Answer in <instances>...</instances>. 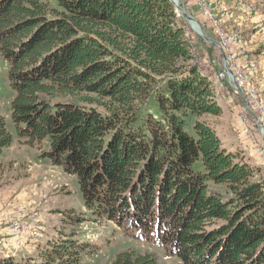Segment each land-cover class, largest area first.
I'll return each mask as SVG.
<instances>
[{
  "label": "trees",
  "instance_id": "obj_1",
  "mask_svg": "<svg viewBox=\"0 0 264 264\" xmlns=\"http://www.w3.org/2000/svg\"><path fill=\"white\" fill-rule=\"evenodd\" d=\"M187 27L171 0H0L11 116L126 232L181 264H264V178L206 118L223 108ZM12 141L0 103V155ZM39 249L0 264H84L87 245ZM110 264L161 263L128 248Z\"/></svg>",
  "mask_w": 264,
  "mask_h": 264
},
{
  "label": "rangeland",
  "instance_id": "obj_2",
  "mask_svg": "<svg viewBox=\"0 0 264 264\" xmlns=\"http://www.w3.org/2000/svg\"><path fill=\"white\" fill-rule=\"evenodd\" d=\"M230 1L234 3V0ZM245 1L256 5L257 18L264 28V0ZM50 2L54 3V0ZM178 3L188 12L181 0ZM236 4L245 13L244 0H236ZM190 14H194L206 29L209 39L196 34L194 27L186 20L187 34L194 42V51L200 55L198 64L200 60L203 61L204 66L199 65L212 81L218 103L223 105L222 115L208 114L206 118L216 127L224 146L235 153L244 154L249 163L260 167L257 179L264 178L262 153L247 135L246 128L241 127L242 114L238 109L244 105V99L234 92L231 85L222 88L217 74L210 71L221 67L219 64L223 54L203 16L197 11ZM231 15L228 12V20ZM235 30L240 32L237 36V58H241V69L249 78L250 90L263 89L264 104V76L260 74L258 61L249 55L252 42L240 30ZM8 71V64L0 58V103L8 129L13 134L12 144L0 155V259L11 256L16 259H37L39 248L49 239L73 237L75 241L87 245L82 259L84 264H110L117 252L128 248L154 252L161 264H181L177 256L170 254L173 252L170 247L161 242H147L136 233L126 232L117 222L101 216L86 205L77 176L68 174L62 166L54 165L48 157L43 156L44 151L50 148L48 140L31 145L18 134L11 116L13 90ZM238 105L239 108L236 107ZM39 161L46 165H33ZM212 187L224 195L230 193L225 185L212 183ZM14 220L22 221L24 229L14 230Z\"/></svg>",
  "mask_w": 264,
  "mask_h": 264
},
{
  "label": "built area",
  "instance_id": "obj_3",
  "mask_svg": "<svg viewBox=\"0 0 264 264\" xmlns=\"http://www.w3.org/2000/svg\"><path fill=\"white\" fill-rule=\"evenodd\" d=\"M244 2L246 15H248L250 20L259 23L260 19L257 18L256 5H252V3L245 0ZM181 4L188 9L189 14L199 11L204 18V22L207 23L213 33L217 46L223 54V59L219 64L221 67L218 70L209 69L212 73L217 74L222 88H228L226 85L229 84L233 87L234 92L244 99V105L238 109L239 114H242V121L246 125L247 135L253 139V144L257 150L259 149L264 158L263 89L250 90L249 78L244 77V70L241 69V58H237V36L240 32L235 29H229L228 26V11H231V8L226 4V0H181ZM234 4L237 5L236 0H234ZM202 26L206 33L203 24ZM198 28H195V33L204 37L199 26ZM261 36L264 37V33ZM199 64L204 66L201 60ZM24 227L25 225L22 221H13L14 230L21 231Z\"/></svg>",
  "mask_w": 264,
  "mask_h": 264
},
{
  "label": "crops",
  "instance_id": "obj_4",
  "mask_svg": "<svg viewBox=\"0 0 264 264\" xmlns=\"http://www.w3.org/2000/svg\"><path fill=\"white\" fill-rule=\"evenodd\" d=\"M226 4L231 8V11L228 12L232 14L231 18L228 20V26L232 29L240 30L246 38L250 39V41L252 42V52L249 51V55L251 56V58H254L258 61V64L260 66V74L264 76V37L261 36L262 33H264V28L262 23H257L255 21L250 20L248 15L241 11V7L235 5L230 0H227ZM214 83L216 87L219 86L215 79ZM236 107L239 108L240 105ZM240 121L243 124L241 125V127L245 128L246 125L241 119ZM33 165L41 166L46 164H43L41 161H39L34 163Z\"/></svg>",
  "mask_w": 264,
  "mask_h": 264
},
{
  "label": "water",
  "instance_id": "obj_5",
  "mask_svg": "<svg viewBox=\"0 0 264 264\" xmlns=\"http://www.w3.org/2000/svg\"><path fill=\"white\" fill-rule=\"evenodd\" d=\"M177 7V11L179 13V15H182L188 22L194 21L198 24V26L200 27V29L202 30V34L204 35L205 38L209 39L207 34L205 33L202 23L199 21V19H197L196 17H194L193 15H190L188 12H186L182 6H180V4L178 3V0H171Z\"/></svg>",
  "mask_w": 264,
  "mask_h": 264
},
{
  "label": "bare ground",
  "instance_id": "obj_6",
  "mask_svg": "<svg viewBox=\"0 0 264 264\" xmlns=\"http://www.w3.org/2000/svg\"><path fill=\"white\" fill-rule=\"evenodd\" d=\"M190 24H191L192 26H194V29H195V28H196V29H199V28H198V24H197L196 22H194V21L191 20ZM244 77L247 78V75H246L245 73H244Z\"/></svg>",
  "mask_w": 264,
  "mask_h": 264
}]
</instances>
